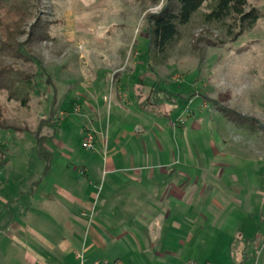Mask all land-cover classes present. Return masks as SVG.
Here are the masks:
<instances>
[{"label": "rangeland", "instance_id": "374dc122", "mask_svg": "<svg viewBox=\"0 0 264 264\" xmlns=\"http://www.w3.org/2000/svg\"><path fill=\"white\" fill-rule=\"evenodd\" d=\"M246 1L258 11L253 29L233 40L223 29L195 22L181 30L167 60L154 69V74L146 65V18L160 12L166 0H39L38 20L50 25L63 19L65 24H59V30L52 32L48 40L31 41V56L40 60L52 85H42L39 96L33 97L25 109L6 102L5 95L0 97V121L9 126L0 128V147L6 155L5 166L0 167V185L3 181H34L36 185L40 181L111 180L115 175L107 167L106 148L111 134L96 135L98 142L93 151L84 150L85 129H93L92 123L75 115L76 107L71 109L65 102L82 95L88 81L97 79L99 86L109 88L114 67L122 64L126 56L131 61L132 51L136 50L154 80L146 84L150 90L145 104L153 105L155 110L150 112L159 115L154 119L158 127L150 130V140L146 138L144 142V155L159 151L162 160L169 158L172 165L167 170L173 176L156 171L155 181H187V187H193L188 197L193 200L192 207L190 201L184 200L187 192L171 208L182 214L204 213L199 225L210 233L203 251L191 262L224 260L231 243L233 257L241 255V262L243 252L248 263L263 262L264 0ZM97 2L100 5L91 9ZM34 23L35 19L27 23V34ZM4 39L0 33V40ZM25 39L24 35L18 40ZM122 53H126L123 59ZM3 61L9 64L13 58L5 56ZM18 66L31 74L38 71L31 61L19 60ZM154 88L161 92L157 93L159 101L153 104L150 94ZM163 91L175 96L160 101ZM179 93L182 98L176 96ZM52 97L57 106H51L55 102ZM182 116L185 123L172 129L170 123ZM44 118L51 119L55 130L45 129L43 133L49 136L44 140V151L51 154L47 172L46 162L37 155L34 133ZM146 159L142 161L148 162ZM117 175L123 179L128 174L120 171ZM222 197L232 204L231 209L227 205L226 214L221 212ZM231 212L240 217L238 223L228 217ZM191 222L184 221L190 227ZM248 224L258 237L239 252ZM228 263H232L231 259Z\"/></svg>", "mask_w": 264, "mask_h": 264}, {"label": "crops", "instance_id": "0c3cea01", "mask_svg": "<svg viewBox=\"0 0 264 264\" xmlns=\"http://www.w3.org/2000/svg\"><path fill=\"white\" fill-rule=\"evenodd\" d=\"M94 5L99 6L100 2L92 4L91 9ZM132 55L130 61L122 53V59L126 58L114 67L109 88L99 86L97 79L88 81L82 87V95L77 93L78 98L65 102L71 109L76 107L75 115L91 121L94 146L98 142L96 135L111 134L106 142L107 167L115 176L109 181H40L36 185L34 181H3L0 264H189L203 251L210 234L199 225L204 213L182 214L171 208L187 192L184 200L190 201L192 207L193 200L188 197L193 194V187H187V181H155L156 171L173 176L167 170L172 162L169 158L162 160L159 151L157 155H144V142L146 138L150 140V130L158 127L154 119L159 115L151 113L155 110L153 105L145 104L146 92L150 90L146 84L154 80L145 71L139 53L135 50ZM177 119L170 123L172 129L181 126L173 127ZM144 122L152 125L145 127ZM85 169L84 174L88 172ZM120 171L127 177L121 179L117 175ZM227 205L231 209L232 204L222 197L224 214L229 209ZM228 217H234L236 223L240 221L234 212ZM184 221H193L191 227ZM245 231L239 252L258 237L249 224ZM233 247L231 243V251ZM230 250L224 260L195 264L248 263L244 252L241 262V255L233 257ZM77 253L82 254V259L76 257ZM253 264H264V256L263 262Z\"/></svg>", "mask_w": 264, "mask_h": 264}, {"label": "trees", "instance_id": "16d2710c", "mask_svg": "<svg viewBox=\"0 0 264 264\" xmlns=\"http://www.w3.org/2000/svg\"><path fill=\"white\" fill-rule=\"evenodd\" d=\"M38 4L39 0H0V33L5 38L4 41L0 40V97L5 95L6 102H15L23 109L28 107L33 97L39 96L42 85H52L51 78L40 60L31 56V41L48 40L52 32L56 33L59 30V24H65L63 19L56 20L50 25L38 20ZM32 19H35V23L27 34V23ZM258 19L257 9L249 6L246 0H214L213 2L166 0L160 12L150 14L146 18L148 31L146 65L149 71L155 74L154 69L167 60L169 52L180 37L181 30L195 22L201 26L223 29L227 37L236 40L253 29ZM24 35L27 39L19 41L18 39ZM5 56L12 57L13 62L6 64L3 61ZM19 60L33 62L38 67L37 73L31 74L19 69ZM151 92L153 93L150 96L153 94V97L150 98L153 103L159 101L157 93L161 91L154 88ZM162 93L163 99L161 98L160 101H167L175 96L165 91ZM176 96L182 98L183 94L179 93ZM54 98L52 97L55 101ZM51 106H55V102ZM0 128H9V126L0 121ZM49 128L54 130L51 119H40L34 132L37 155L46 162V172L51 154L44 151V140L49 139V136L46 137L43 133ZM5 156V150L0 147V167L6 164Z\"/></svg>", "mask_w": 264, "mask_h": 264}, {"label": "built area", "instance_id": "2783aa9c", "mask_svg": "<svg viewBox=\"0 0 264 264\" xmlns=\"http://www.w3.org/2000/svg\"><path fill=\"white\" fill-rule=\"evenodd\" d=\"M185 123V118L182 116L180 118L177 119V121L175 123H173V127H176L177 125H182ZM86 135L84 137L83 143H82V148L86 149V150H93V133L90 129L86 128ZM76 257L78 259H82V254L77 253ZM92 264H101L100 262L96 261ZM189 264H195L193 262H189ZM207 264H211V263H207Z\"/></svg>", "mask_w": 264, "mask_h": 264}]
</instances>
